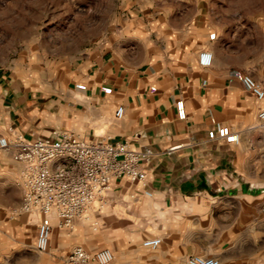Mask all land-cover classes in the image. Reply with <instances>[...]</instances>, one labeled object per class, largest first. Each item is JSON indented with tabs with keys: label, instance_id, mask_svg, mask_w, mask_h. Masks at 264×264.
Wrapping results in <instances>:
<instances>
[{
	"label": "crops",
	"instance_id": "crops-1",
	"mask_svg": "<svg viewBox=\"0 0 264 264\" xmlns=\"http://www.w3.org/2000/svg\"><path fill=\"white\" fill-rule=\"evenodd\" d=\"M122 11L63 78L0 67V137L12 145L0 147V264H66L77 247L111 250L112 264H264V99L242 84L250 75L264 87V29L210 0H123ZM204 52L211 67L200 66ZM218 126L239 144L210 139ZM59 134L150 151L147 178L112 180L72 229L52 216L40 252L16 143Z\"/></svg>",
	"mask_w": 264,
	"mask_h": 264
},
{
	"label": "built area",
	"instance_id": "built-area-1",
	"mask_svg": "<svg viewBox=\"0 0 264 264\" xmlns=\"http://www.w3.org/2000/svg\"><path fill=\"white\" fill-rule=\"evenodd\" d=\"M264 63V52L262 57ZM200 66H212V53L204 52L199 58ZM244 88L258 100L264 99V87L252 76L242 77ZM77 89L86 90L78 85ZM178 118L187 117L184 101L176 103ZM124 108L119 107L116 117L122 119ZM264 120V111L260 114ZM212 140L227 144H239L238 134L229 127L218 126L208 134ZM6 138L0 137V147L11 148ZM16 160L22 165L21 178L25 190L22 211L38 212L41 221L37 231V249L46 252L52 232V216L58 219L61 229H72L75 220L85 215L93 204L105 194L111 181L125 179L145 182L147 174L142 164L150 156V151L136 152L126 143H87L72 134H59L55 138H45L25 142L21 138L16 143ZM151 196V193H147ZM264 213V204L262 206ZM160 240H154L156 248ZM114 254L103 249L89 252L82 247L72 250L66 264H112ZM184 264H207L200 258H190Z\"/></svg>",
	"mask_w": 264,
	"mask_h": 264
},
{
	"label": "rangeland",
	"instance_id": "rangeland-1",
	"mask_svg": "<svg viewBox=\"0 0 264 264\" xmlns=\"http://www.w3.org/2000/svg\"><path fill=\"white\" fill-rule=\"evenodd\" d=\"M210 1L263 31L264 0ZM122 8L123 0H0V67L44 84L63 78L65 66L101 38Z\"/></svg>",
	"mask_w": 264,
	"mask_h": 264
}]
</instances>
